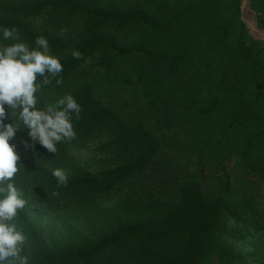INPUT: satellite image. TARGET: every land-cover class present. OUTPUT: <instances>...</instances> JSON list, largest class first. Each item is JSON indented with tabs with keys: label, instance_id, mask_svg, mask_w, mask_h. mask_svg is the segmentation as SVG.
Masks as SVG:
<instances>
[{
	"label": "trees",
	"instance_id": "trees-1",
	"mask_svg": "<svg viewBox=\"0 0 264 264\" xmlns=\"http://www.w3.org/2000/svg\"><path fill=\"white\" fill-rule=\"evenodd\" d=\"M241 2L0 0L62 64L37 107L80 106L54 154L15 137L29 264H264V0L253 36Z\"/></svg>",
	"mask_w": 264,
	"mask_h": 264
},
{
	"label": "clouds",
	"instance_id": "clouds-1",
	"mask_svg": "<svg viewBox=\"0 0 264 264\" xmlns=\"http://www.w3.org/2000/svg\"><path fill=\"white\" fill-rule=\"evenodd\" d=\"M9 40L12 43H3ZM61 71L62 64L50 54L44 37H37L33 47L20 39L14 26L0 25V264H29V257L22 255L26 236L16 223L26 204L13 180L21 170L16 134L26 129L30 140L52 154L59 142L75 136L72 118L79 114L80 106L71 95L37 107L41 82ZM19 143L27 146L23 139ZM52 175L59 185L67 182L61 168L54 169Z\"/></svg>",
	"mask_w": 264,
	"mask_h": 264
},
{
	"label": "water",
	"instance_id": "water-1",
	"mask_svg": "<svg viewBox=\"0 0 264 264\" xmlns=\"http://www.w3.org/2000/svg\"><path fill=\"white\" fill-rule=\"evenodd\" d=\"M249 0H242L241 2V6H240V9H241V13H242V17L245 21H249L248 18H247V15L246 13L248 11H250V8L248 7L247 3H248ZM255 24H256V17L255 15L253 16V21L250 22V25H249V33L250 35H254V31H255Z\"/></svg>",
	"mask_w": 264,
	"mask_h": 264
},
{
	"label": "rangeland",
	"instance_id": "rangeland-1",
	"mask_svg": "<svg viewBox=\"0 0 264 264\" xmlns=\"http://www.w3.org/2000/svg\"><path fill=\"white\" fill-rule=\"evenodd\" d=\"M248 12H250V11H248ZM251 13V21L250 22H252L253 21V16H254V14L252 13V12H250ZM183 167V166H182ZM182 167H180L181 169H182ZM262 192V197H263V201H264V190H261Z\"/></svg>",
	"mask_w": 264,
	"mask_h": 264
}]
</instances>
